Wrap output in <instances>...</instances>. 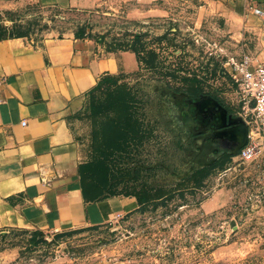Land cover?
Here are the masks:
<instances>
[{
  "label": "rangeland",
  "instance_id": "obj_1",
  "mask_svg": "<svg viewBox=\"0 0 264 264\" xmlns=\"http://www.w3.org/2000/svg\"><path fill=\"white\" fill-rule=\"evenodd\" d=\"M76 33L138 57L136 71L100 79L72 125L86 196L133 206L102 224L2 228L0 264H264V144L243 160L180 116L186 101L206 97L248 122L226 61L255 45L227 4L102 0L73 10L0 0V41Z\"/></svg>",
  "mask_w": 264,
  "mask_h": 264
},
{
  "label": "crops",
  "instance_id": "obj_2",
  "mask_svg": "<svg viewBox=\"0 0 264 264\" xmlns=\"http://www.w3.org/2000/svg\"><path fill=\"white\" fill-rule=\"evenodd\" d=\"M101 1L42 3L88 10ZM221 1L244 38L254 42L250 56L264 64V0ZM137 61L131 50L102 51L98 43L74 34L0 41V229L59 231L102 224L133 206L125 196L84 195L72 125L100 79L132 73Z\"/></svg>",
  "mask_w": 264,
  "mask_h": 264
},
{
  "label": "built area",
  "instance_id": "obj_3",
  "mask_svg": "<svg viewBox=\"0 0 264 264\" xmlns=\"http://www.w3.org/2000/svg\"><path fill=\"white\" fill-rule=\"evenodd\" d=\"M260 15V11H255ZM227 73L235 89L237 104L248 128L245 146L239 151L243 160H252L259 143L264 144V64H256L249 54L230 57L226 61Z\"/></svg>",
  "mask_w": 264,
  "mask_h": 264
},
{
  "label": "water",
  "instance_id": "obj_4",
  "mask_svg": "<svg viewBox=\"0 0 264 264\" xmlns=\"http://www.w3.org/2000/svg\"><path fill=\"white\" fill-rule=\"evenodd\" d=\"M215 107V111L220 114V118H217L216 120H221V123L217 128H224L219 131L213 130V141L216 140H222L226 139L227 141L230 142H235L238 140V137L241 136V141L237 145L236 149L232 153H237L240 151L246 144L247 142V137H248V128L247 125L242 121V120H233V119H228L225 110L215 101L211 100L208 98ZM183 110L180 112L181 119L184 123L187 125L195 124L196 121L189 116V113L187 111V107L183 105ZM213 126V125H212ZM214 128V126L212 127Z\"/></svg>",
  "mask_w": 264,
  "mask_h": 264
},
{
  "label": "flooded vegetation",
  "instance_id": "obj_5",
  "mask_svg": "<svg viewBox=\"0 0 264 264\" xmlns=\"http://www.w3.org/2000/svg\"><path fill=\"white\" fill-rule=\"evenodd\" d=\"M185 105L189 116L196 120V125L200 127L201 130L213 131L221 123V120H216L220 118V114L215 111L214 104L206 97L194 101H186ZM212 125L214 128H212ZM241 137L235 142H230L224 139L225 147L231 152H233L237 145L240 143Z\"/></svg>",
  "mask_w": 264,
  "mask_h": 264
},
{
  "label": "trees",
  "instance_id": "obj_6",
  "mask_svg": "<svg viewBox=\"0 0 264 264\" xmlns=\"http://www.w3.org/2000/svg\"><path fill=\"white\" fill-rule=\"evenodd\" d=\"M75 35V37L76 38H84V36H83V34L81 35V34H79V33H76V34H74ZM133 52V51H132ZM135 53V52H134ZM135 55H136V53H135ZM136 58H137V60H138V57H137V55H136ZM138 62V61H137ZM83 193H84V190H83ZM84 195H86L85 193H84ZM87 197V196H86ZM98 198V197H97ZM91 199H96L95 197L94 198H91Z\"/></svg>",
  "mask_w": 264,
  "mask_h": 264
},
{
  "label": "bare ground",
  "instance_id": "obj_7",
  "mask_svg": "<svg viewBox=\"0 0 264 264\" xmlns=\"http://www.w3.org/2000/svg\"><path fill=\"white\" fill-rule=\"evenodd\" d=\"M240 120V119H239ZM241 137V136H240Z\"/></svg>",
  "mask_w": 264,
  "mask_h": 264
}]
</instances>
